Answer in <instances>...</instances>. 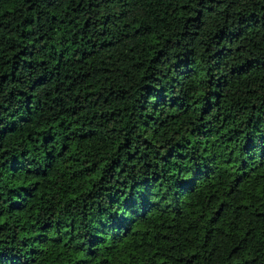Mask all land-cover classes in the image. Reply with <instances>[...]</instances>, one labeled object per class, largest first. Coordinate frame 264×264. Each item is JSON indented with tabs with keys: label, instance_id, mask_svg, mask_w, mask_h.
<instances>
[{
	"label": "trees",
	"instance_id": "trees-1",
	"mask_svg": "<svg viewBox=\"0 0 264 264\" xmlns=\"http://www.w3.org/2000/svg\"><path fill=\"white\" fill-rule=\"evenodd\" d=\"M0 264H264V0H0Z\"/></svg>",
	"mask_w": 264,
	"mask_h": 264
}]
</instances>
